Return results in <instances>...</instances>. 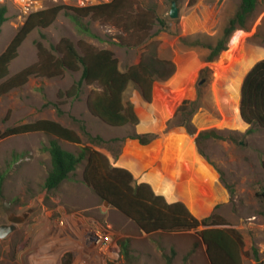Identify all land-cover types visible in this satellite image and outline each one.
<instances>
[{
	"label": "rangeland",
	"instance_id": "374dc122",
	"mask_svg": "<svg viewBox=\"0 0 264 264\" xmlns=\"http://www.w3.org/2000/svg\"><path fill=\"white\" fill-rule=\"evenodd\" d=\"M107 1L32 0V7L43 10ZM137 2L155 17L146 43L157 41V55L171 60L176 70L168 80L153 84L150 102L133 85L127 87L124 102L132 106L136 124L109 127L92 116L86 99L95 87L84 85L75 97L80 72L66 71L53 78L31 76L25 85L1 96L0 133L38 120L58 122L81 138L79 144L58 140L63 149L79 154L87 145L95 147L112 167L130 171L134 186L145 182L165 200H181L198 219L221 216L242 237V264H264V202L256 196L264 190V129L249 131L238 119L242 81L255 63L264 60V0H258L245 28H237L227 49L209 63L208 47L222 36L240 0H179L174 19L169 17V0ZM4 5L8 19L0 33V54L27 17L15 0ZM68 14L71 12L61 11L47 28H36L27 35L6 78L37 63L38 43L53 53L52 47L61 38L74 45L84 42L110 50L124 71L146 50L122 44V40H132L109 24L81 18L91 36ZM211 130L222 138H198L200 132ZM133 134L155 136L143 146L146 149L175 134L169 149L199 154L204 163L202 176L212 185L208 189L175 184L169 176L133 161L130 155L141 146L127 139ZM51 139L41 132L0 137V225L8 224L4 203L9 204L10 212L26 216L13 233L0 239V264H209L196 231L146 234L119 211L104 205L83 181L86 160L56 190L46 191ZM92 224L112 235L119 248L116 260L98 255L89 245L87 234Z\"/></svg>",
	"mask_w": 264,
	"mask_h": 264
},
{
	"label": "trees",
	"instance_id": "16d2710c",
	"mask_svg": "<svg viewBox=\"0 0 264 264\" xmlns=\"http://www.w3.org/2000/svg\"><path fill=\"white\" fill-rule=\"evenodd\" d=\"M257 3L258 0H240L238 9L223 29L222 36L214 46L208 47L210 53L206 62H213L227 49L229 37L237 28H245ZM63 10L71 12L68 15L79 27L82 26L80 19L86 17L109 24L132 40H122V44L132 47L144 46L146 50L137 64L122 72L119 70L118 60L110 50L96 49L84 42L74 45L67 38H61L52 47L53 53L46 51L38 43L37 63L6 78L8 66L16 57L17 50L27 35L36 28H47ZM7 12V7L0 5V33L8 19ZM154 22L155 17L149 10L142 9L137 0H110L86 6L56 5L31 13L0 54V97L25 85L31 76L53 78L62 76L66 71L80 72L74 96L79 95L84 85L95 87L86 99L87 109L92 116L109 127L136 124L137 118L132 106L124 102L127 87L133 85L141 97L150 102L153 84L156 81H166L175 73L174 63L157 55L155 46L158 42L146 43ZM82 30L92 36L87 26H82ZM238 119L250 127L249 131H252L253 127L264 129V60L255 63L242 81ZM38 132L52 137L47 147L50 170L44 180V188L48 191L56 190L70 177L78 164L86 160L82 174L85 184L92 188L101 201L108 202L141 231L146 234L158 231H196L206 247L209 264H242V237L236 229L228 227L224 218L212 214L198 219L184 203L165 200L157 195L148 183L141 182L134 186L132 173L125 168L112 167L107 157L95 147L87 145L79 154L63 149L58 140L81 143L79 134L74 130L52 120H38L8 128L0 133V137ZM154 137L153 134H133L127 139L146 146ZM198 138L221 139L222 136L211 130L200 132ZM262 165L264 168V163ZM256 196L264 202V190L256 192Z\"/></svg>",
	"mask_w": 264,
	"mask_h": 264
},
{
	"label": "crops",
	"instance_id": "0c3cea01",
	"mask_svg": "<svg viewBox=\"0 0 264 264\" xmlns=\"http://www.w3.org/2000/svg\"><path fill=\"white\" fill-rule=\"evenodd\" d=\"M139 62V59L132 65ZM120 71L124 72V70ZM176 70V67H175ZM175 134H169L159 139L154 144H151L152 148H145L140 146L136 153L130 155L133 161L147 167L156 173L169 176L175 184H181L182 186H197L201 188H208L212 185V181L202 176L204 170L203 160L199 154L193 150L179 149L177 151H171L169 145L172 142ZM148 157V158H147ZM210 196V190H208ZM217 196V195H216ZM215 195L212 197H216ZM212 198V199H214ZM172 201H181L179 199Z\"/></svg>",
	"mask_w": 264,
	"mask_h": 264
},
{
	"label": "built area",
	"instance_id": "2783aa9c",
	"mask_svg": "<svg viewBox=\"0 0 264 264\" xmlns=\"http://www.w3.org/2000/svg\"><path fill=\"white\" fill-rule=\"evenodd\" d=\"M9 0H0V5ZM20 5L22 12L28 16L31 13L42 10L41 7L33 8L32 0H15ZM108 2V1H107ZM87 240L90 246L97 252L98 255L106 257L109 261L116 260L119 256V248L117 243L112 239V235L109 232L104 231L98 225L89 227L87 234Z\"/></svg>",
	"mask_w": 264,
	"mask_h": 264
},
{
	"label": "water",
	"instance_id": "95a60500",
	"mask_svg": "<svg viewBox=\"0 0 264 264\" xmlns=\"http://www.w3.org/2000/svg\"><path fill=\"white\" fill-rule=\"evenodd\" d=\"M178 16V8L176 1H171L170 10H169V17L174 19ZM203 83V81L200 82V85ZM47 191V189H46ZM104 205H109L108 202L104 201ZM3 210L5 212H9L7 215V221L8 224L0 225V239L6 238L11 233H13L16 230L17 225L23 223L26 219L25 215H16L12 212H10V206L8 203H4ZM209 261V260H208Z\"/></svg>",
	"mask_w": 264,
	"mask_h": 264
}]
</instances>
